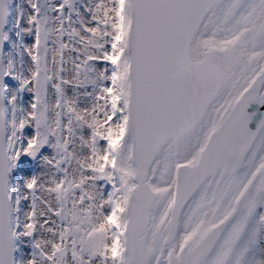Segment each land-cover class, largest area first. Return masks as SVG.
<instances>
[{"label":"snow or ice","instance_id":"obj_1","mask_svg":"<svg viewBox=\"0 0 264 264\" xmlns=\"http://www.w3.org/2000/svg\"><path fill=\"white\" fill-rule=\"evenodd\" d=\"M10 2L0 0V92L12 90L0 94V264H14L17 240L33 248L23 264H264V119L250 130L246 111L264 105V0H24L30 12L14 23ZM12 55L35 72H17ZM73 145L88 161H75L78 180ZM37 158L56 171L44 184L55 205L43 171L31 175ZM17 167L30 178L13 193Z\"/></svg>","mask_w":264,"mask_h":264},{"label":"rangeland","instance_id":"obj_2","mask_svg":"<svg viewBox=\"0 0 264 264\" xmlns=\"http://www.w3.org/2000/svg\"><path fill=\"white\" fill-rule=\"evenodd\" d=\"M20 2L23 3L24 0H20ZM14 10H15V8H13L11 10V15L13 16L12 19H11V23H14L15 18H16V15H17V11L18 12L21 11V10H23V12L26 11L25 9H22V6L21 5H17L16 11H14ZM210 29H211V26H210ZM8 49H9V47H8ZM13 56H11V57L6 56L5 60H7L9 62H12V57ZM14 64H15V66L18 65L16 63H14ZM65 68L67 69L68 67H65ZM16 70H17V72H22L25 75V67H21V64H19L18 67L16 66ZM47 70H48V75L49 76H51V77H57V76H59V66L57 68H55V70H54L53 73H51L49 67H47ZM32 73H34V68L31 66L30 67V71H28L27 74L29 75V74H32ZM54 82H55V80H53V83ZM7 85L9 87L18 88L19 87V82H13L12 79L9 77L8 78V81H7ZM6 93L9 94V95H11L12 94V90L6 88ZM22 95L24 97H31L32 94L29 93V92H27V90H25L22 93ZM53 101H54V98H53L52 93L50 92L49 93V97H48V102L46 104L47 112H49V102H53ZM20 103H24V101H20ZM48 123H49L50 126H53L54 127L55 120L53 122H50L49 116H48ZM73 146L75 147L76 145H73ZM55 151H56V155L58 156L60 154L59 153V150H55ZM50 152H51V149H49V153ZM71 159H72V161L74 163L75 162V159H74L73 154H71ZM77 160H79V159H77ZM80 161H83V163H87L88 162L87 160H80ZM73 165H72V167H73ZM71 168H69V170H68V177L70 179L73 178V177H75L78 180L79 179V171H80L79 168L76 166L75 172L72 171ZM47 170L48 171H53V177L56 176V171L53 170L52 168H50L48 166H45L44 169H43L41 167L40 163H39V158H37V161L33 165V170L31 172V175H38L41 171H43V173H42V183L40 185V188H41V191H42V195L45 196V197H47V199L49 200V202L52 203L53 205H55L56 199H55V197L53 195V189H51L49 192H47L48 189L45 190V188H44V182H45L44 177H45V172ZM27 178H30V176L29 177H25L23 175V173L19 170V167L14 168L13 171H12V173H11V186H10V190L13 193H16L17 191H19L20 190V187L23 186L24 180L27 179ZM40 211H41V214H43V210H40ZM15 248H16V264H23L24 261H26L27 259L30 258V254L33 251V248L31 247V244L29 242H21L20 240L15 241ZM114 252H115V249H114Z\"/></svg>","mask_w":264,"mask_h":264},{"label":"bare ground","instance_id":"obj_3","mask_svg":"<svg viewBox=\"0 0 264 264\" xmlns=\"http://www.w3.org/2000/svg\"><path fill=\"white\" fill-rule=\"evenodd\" d=\"M50 27H53L52 23L50 24ZM29 30L26 33H28ZM48 55H49V61H48L49 69L53 73L55 68H57L59 66V54H58V51L55 49V46H53L52 49H49ZM70 58H71V54L70 53H65V67H68L67 68L68 69L67 75L69 77H71V70L69 68ZM23 64H24V67H25V76L27 77L28 76L27 72L30 71V67H31L29 65V60L27 59V57L24 58ZM56 111L57 110H56L54 101L53 102H49V120H50V122H53L54 120H56V116H55ZM74 127H75V125H74ZM72 154L74 156L75 161L77 159H79V160H87L86 155L81 151V149L78 146H75V147L73 146ZM73 164L74 165L71 168V170L75 172L76 164H75V162ZM52 178H53V171H48L47 170L45 172V177H44L45 182H44V184L45 183H49V184L53 183V179ZM51 189L52 188H49L47 192H49ZM45 239H47V236L45 237Z\"/></svg>","mask_w":264,"mask_h":264},{"label":"water","instance_id":"obj_4","mask_svg":"<svg viewBox=\"0 0 264 264\" xmlns=\"http://www.w3.org/2000/svg\"><path fill=\"white\" fill-rule=\"evenodd\" d=\"M4 90L0 92V94H3ZM247 113L252 116V120L249 124L250 130H255L257 124L261 119H264V105H258L256 103H252L249 105V107L246 109ZM255 113V115H253ZM14 259V256H13Z\"/></svg>","mask_w":264,"mask_h":264},{"label":"flooded vegetation","instance_id":"obj_5","mask_svg":"<svg viewBox=\"0 0 264 264\" xmlns=\"http://www.w3.org/2000/svg\"><path fill=\"white\" fill-rule=\"evenodd\" d=\"M252 0H246L245 6H247L248 3H251ZM261 228L262 233H264V225L259 226Z\"/></svg>","mask_w":264,"mask_h":264}]
</instances>
